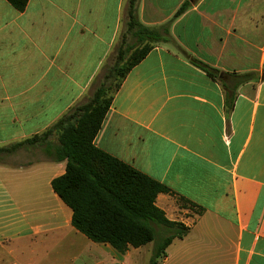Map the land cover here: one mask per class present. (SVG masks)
Masks as SVG:
<instances>
[{"label":"crops","instance_id":"0c3cea01","mask_svg":"<svg viewBox=\"0 0 264 264\" xmlns=\"http://www.w3.org/2000/svg\"><path fill=\"white\" fill-rule=\"evenodd\" d=\"M128 2L0 0V264H152L151 242L119 253L75 229L51 187L65 171L45 151L57 135L25 142L85 102L118 44L134 42ZM135 8L145 26L169 22L173 42L131 68L94 144L168 188L155 203L188 230L157 264H264V0Z\"/></svg>","mask_w":264,"mask_h":264},{"label":"trees","instance_id":"16d2710c","mask_svg":"<svg viewBox=\"0 0 264 264\" xmlns=\"http://www.w3.org/2000/svg\"><path fill=\"white\" fill-rule=\"evenodd\" d=\"M17 10H23L28 0H7ZM184 2L174 17L183 12ZM169 22L159 27L141 24L136 15L135 0H129L126 31L134 37L129 43L118 44L112 61L103 72L99 85L83 103L71 107L43 132L25 140L28 144L57 135V145L45 147L53 160H65L63 174L51 180L53 191L72 210L71 224L96 243H108L119 253L128 247H140L155 242L151 263L157 264L168 244L182 237L188 228L181 222L167 219L155 199L168 188L108 154L94 144V138L108 111L114 93L131 68L152 49L157 42H173ZM190 62L202 68L212 78L220 72L200 60L187 55ZM233 94H226L227 108L233 103ZM7 147H0V151ZM158 230L168 234L159 237Z\"/></svg>","mask_w":264,"mask_h":264},{"label":"rangeland","instance_id":"374dc122","mask_svg":"<svg viewBox=\"0 0 264 264\" xmlns=\"http://www.w3.org/2000/svg\"><path fill=\"white\" fill-rule=\"evenodd\" d=\"M165 234H168V231H167V230H158V231H157V235H158L159 237H161L162 235H165ZM151 244L154 245L155 242H151Z\"/></svg>","mask_w":264,"mask_h":264}]
</instances>
